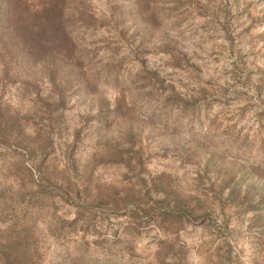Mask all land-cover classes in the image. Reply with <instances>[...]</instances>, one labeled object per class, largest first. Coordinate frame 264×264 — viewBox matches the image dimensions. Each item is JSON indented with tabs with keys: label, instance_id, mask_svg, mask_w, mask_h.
<instances>
[{
	"label": "rangeland",
	"instance_id": "obj_1",
	"mask_svg": "<svg viewBox=\"0 0 264 264\" xmlns=\"http://www.w3.org/2000/svg\"><path fill=\"white\" fill-rule=\"evenodd\" d=\"M77 6L57 89L0 51V264H264V0Z\"/></svg>",
	"mask_w": 264,
	"mask_h": 264
},
{
	"label": "trees",
	"instance_id": "obj_2",
	"mask_svg": "<svg viewBox=\"0 0 264 264\" xmlns=\"http://www.w3.org/2000/svg\"><path fill=\"white\" fill-rule=\"evenodd\" d=\"M84 15L83 8H70V0H0V51L18 63L39 64L57 89L56 74L67 65L64 47H69L72 24ZM4 72L2 81L10 74L8 68Z\"/></svg>",
	"mask_w": 264,
	"mask_h": 264
},
{
	"label": "clouds",
	"instance_id": "obj_3",
	"mask_svg": "<svg viewBox=\"0 0 264 264\" xmlns=\"http://www.w3.org/2000/svg\"><path fill=\"white\" fill-rule=\"evenodd\" d=\"M93 7L96 9L97 15H99L100 10L103 9L104 5H102V4H94Z\"/></svg>",
	"mask_w": 264,
	"mask_h": 264
}]
</instances>
